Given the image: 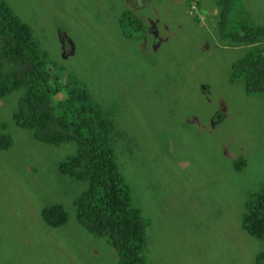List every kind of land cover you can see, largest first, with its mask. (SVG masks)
Here are the masks:
<instances>
[{"label": "rangeland", "instance_id": "1", "mask_svg": "<svg viewBox=\"0 0 264 264\" xmlns=\"http://www.w3.org/2000/svg\"><path fill=\"white\" fill-rule=\"evenodd\" d=\"M1 1L29 27L51 74L75 80L109 121L145 226V261L257 264L264 239L242 217L264 190V94L231 80L248 47L223 34L241 21L264 26V0H233L223 19L219 0ZM22 95L0 97V264H119L76 218L88 183L59 170L76 144L18 125ZM52 205L66 214L56 227L41 216Z\"/></svg>", "mask_w": 264, "mask_h": 264}, {"label": "trees", "instance_id": "2", "mask_svg": "<svg viewBox=\"0 0 264 264\" xmlns=\"http://www.w3.org/2000/svg\"><path fill=\"white\" fill-rule=\"evenodd\" d=\"M232 1L219 0L220 19L227 15ZM128 14L123 17L131 18ZM223 36L232 45L248 47L232 65L231 80L241 79L247 92L264 94V26L241 21L235 31ZM47 61L29 27L0 0V97L23 88L14 113L17 124L31 129L40 141L76 144V152L59 170L88 183L74 203L77 220L88 233L107 239L118 254L119 264H149L141 254L145 226L118 171L109 121L75 80L52 75ZM6 145L2 140L1 146ZM41 216L51 227L66 222L60 205L43 208ZM242 223L251 236L264 239V190L246 203ZM256 258L257 264H264V252Z\"/></svg>", "mask_w": 264, "mask_h": 264}, {"label": "crops", "instance_id": "3", "mask_svg": "<svg viewBox=\"0 0 264 264\" xmlns=\"http://www.w3.org/2000/svg\"><path fill=\"white\" fill-rule=\"evenodd\" d=\"M141 19H143V16L140 17ZM149 32L153 33V35L155 36V39L159 36L157 29L155 28V26H151L149 29ZM162 40V38L160 39Z\"/></svg>", "mask_w": 264, "mask_h": 264}, {"label": "water", "instance_id": "4", "mask_svg": "<svg viewBox=\"0 0 264 264\" xmlns=\"http://www.w3.org/2000/svg\"><path fill=\"white\" fill-rule=\"evenodd\" d=\"M62 50H63V54L65 53V45L64 42H62Z\"/></svg>", "mask_w": 264, "mask_h": 264}]
</instances>
